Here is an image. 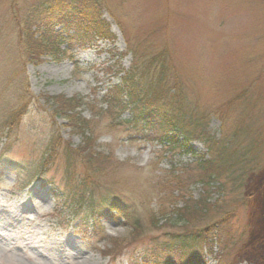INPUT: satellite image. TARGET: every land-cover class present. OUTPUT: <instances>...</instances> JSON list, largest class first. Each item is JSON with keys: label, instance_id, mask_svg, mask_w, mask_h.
I'll list each match as a JSON object with an SVG mask.
<instances>
[{"label": "rangeland", "instance_id": "1", "mask_svg": "<svg viewBox=\"0 0 264 264\" xmlns=\"http://www.w3.org/2000/svg\"><path fill=\"white\" fill-rule=\"evenodd\" d=\"M35 1L0 0V110L5 114L15 106L23 82L33 95L15 140L1 132L0 154L12 145L4 154L7 168L0 171V244L11 245L22 264H131L134 251L141 248L130 244L117 258L104 253L115 239L128 238L131 226L122 217L105 216L99 227L91 220L83 228L68 209L55 210L54 188L62 190L67 179L78 177L83 169L78 156L70 161L63 154L44 165L55 128L74 146L84 143L65 114L56 112L55 97L65 96L84 99L82 115L92 120L97 137L94 149L123 163L108 178L122 180L126 202L135 201L144 217L146 212H161L164 199L150 190L166 173L189 177L187 195L193 196L189 203L207 195L214 209L224 208L222 214L212 210V220L233 214L232 232L242 237L238 245L226 253V239L220 234L226 224L220 223L214 251L205 246L202 259L190 255L189 264H219V256L223 264H264V0H109L117 6V14L107 7L103 18L114 39H95L85 46L64 43L59 56L48 52L42 61L24 62V37L17 19ZM62 27L58 24L56 29ZM165 46L173 73H178L184 104L206 116L203 122L212 138V142L207 137L194 141L192 154L174 152L168 142L133 131L128 111L120 115L122 121L113 131L107 125L101 129L107 113L95 116L107 110L108 91L130 70L132 48L150 57ZM63 49L68 52L62 53ZM218 144L228 146L232 153L228 161L237 168L244 165L246 174L238 170L231 177L229 170L221 179L213 174L211 179L202 177L194 161H220ZM180 195L175 194L176 204L167 212L184 205ZM41 203L48 205L44 214L39 212ZM9 255L0 249V258Z\"/></svg>", "mask_w": 264, "mask_h": 264}, {"label": "trees", "instance_id": "2", "mask_svg": "<svg viewBox=\"0 0 264 264\" xmlns=\"http://www.w3.org/2000/svg\"><path fill=\"white\" fill-rule=\"evenodd\" d=\"M107 7L115 15L117 14L114 11L117 6L111 5L109 0L32 2L27 6L24 15L20 14L21 19L20 17V20L17 19L20 35L24 37V62L34 59L42 61L41 57L48 52L59 56L61 54L59 47L64 43L69 46L75 43L85 46L93 43L95 39H114L115 35L109 23L103 18V9ZM13 13L19 15L15 9ZM58 24L63 25L60 30L56 29ZM132 49L134 61L130 70L124 71L121 75V83L114 85L108 91L109 107L106 111L102 109L100 113L95 112V116L98 117H103L107 113L103 117L107 118V122L101 129L107 125L106 128L113 131L122 121L118 120L120 115L128 111L130 112L128 122L133 131L146 132L149 137L157 138L164 143L168 142L174 152L183 155L192 154L194 141L203 137L209 138L207 124L203 122L206 116H199L193 108H187L184 104L183 90L180 82H177L178 73H173L174 65L171 62L169 48L165 46L163 51L150 57L139 55L136 48ZM63 52L68 51L63 49ZM120 70L118 67L117 71ZM26 88V82H23L15 106L10 107L5 114L4 110H0V141L3 134L7 138H12V141L18 135V129L33 103V95ZM55 98L56 112L64 113L73 131L81 133L84 137L82 145L74 146L65 141L59 130L55 128L47 143L43 155L45 166L51 165L55 156L60 157L63 154L70 161H75L78 156L83 167L78 177L67 179L62 190L54 188L55 210L60 213L68 209V214L77 221V226L83 228H86L91 220L99 227L101 219L105 216L117 220L122 217L125 224L131 226L129 236L115 239L114 245L107 248L105 254L117 258L125 247L138 243L141 248L134 251V260L131 259V264H189L190 255L202 259V249L205 246L210 245L211 251H214L213 241L217 231L220 232V223L226 224L221 228L222 233L220 232L226 239L223 246L226 253L238 245L242 237L237 238L232 232L230 222L233 214L227 213L219 220H212L210 212L213 210L222 214L224 208L214 209L207 195L189 203L193 196L187 195L189 177L184 174L166 173L156 180L152 190L149 187L150 194L152 192L157 197L161 196L164 201L161 202L160 213L146 212L147 216L144 217L135 201L126 202L120 182L122 180L113 179L116 176L108 178L110 175H115V171L123 163L94 149L97 137L93 133L92 120L82 115L84 99L65 96ZM211 139L209 138L210 142ZM11 145L12 143L6 145L0 155L2 173L7 168L4 154ZM220 146H217V157L220 159L217 163L202 158L194 161L195 167L201 170L202 177L211 179L213 174L221 179L224 174L228 175L229 170L231 177H234V173L238 170L246 174L247 168L244 165L237 168L228 161L232 155L228 151V146ZM107 180H110V183ZM179 191L181 192L179 198L184 201V205L167 212V207L176 204L175 194ZM173 213L177 214L179 219H175ZM183 220L185 223L178 225V222ZM156 231L160 232L156 233ZM219 258V264H223L225 261L222 260V256Z\"/></svg>", "mask_w": 264, "mask_h": 264}, {"label": "clouds", "instance_id": "3", "mask_svg": "<svg viewBox=\"0 0 264 264\" xmlns=\"http://www.w3.org/2000/svg\"><path fill=\"white\" fill-rule=\"evenodd\" d=\"M42 204V203H41ZM44 207L39 210L40 214H44L48 205L42 204ZM0 249H7L10 255L7 258H0V264H22V261L15 258L17 253L11 245L0 244Z\"/></svg>", "mask_w": 264, "mask_h": 264}]
</instances>
